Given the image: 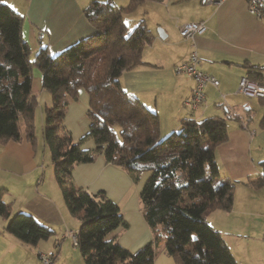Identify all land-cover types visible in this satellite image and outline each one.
Masks as SVG:
<instances>
[{"label":"crops","instance_id":"obj_1","mask_svg":"<svg viewBox=\"0 0 264 264\" xmlns=\"http://www.w3.org/2000/svg\"><path fill=\"white\" fill-rule=\"evenodd\" d=\"M1 1L23 17L21 36L30 48L31 60L41 47L54 56L95 34L83 13L92 2L109 1L117 7L128 3V0ZM123 20L137 21L133 26L144 20L153 35L152 43L142 50V64L124 72L119 80L127 95L157 114L161 137L178 130L183 121L199 122L209 117L225 120L227 140L215 148L214 157L220 179L234 183L233 203L229 211L208 212L206 220L220 233L237 263L242 264L240 252L250 240L264 241V187L253 184L260 177L264 162V102L242 95L237 89L249 67H264V20L249 14L245 0H222L219 4H205L203 0H147L123 15ZM186 22H202L206 30L184 40L178 28ZM150 23L156 29L162 28L164 39L158 37ZM193 51L199 59L197 68L219 83L217 87L210 83L203 86V100L196 108L189 103L195 89L193 78L175 72V67L186 62ZM36 70L40 75H31V88L38 100L36 111L41 105L46 110L51 106V97L42 88V75ZM34 83L37 90L33 89ZM77 95L76 101L67 99L63 120L64 128L76 142L87 133L90 124L86 116L88 94L81 88ZM43 123L41 116L38 125L34 118L33 143L25 139L22 122L20 140L0 142L1 200L9 206L10 218L27 214L52 231L51 247L47 250L55 251L54 264H85L79 248L67 234L77 233L80 221L67 211L52 163L50 166L47 160ZM82 148L94 149L93 141H86ZM72 178L77 187L90 194L104 191L119 205L128 228H117L110 238L117 236L123 248L134 252L152 239L138 208L144 180L134 186L125 171L106 163L102 155L91 163L75 166ZM135 193L134 227L126 213ZM7 221L0 216V264H38L36 256L42 251L41 241L35 246L22 243L6 232ZM69 241L72 251L64 253L62 246ZM31 248L35 249L34 257ZM152 264L174 262L165 247L159 246Z\"/></svg>","mask_w":264,"mask_h":264},{"label":"trees","instance_id":"obj_2","mask_svg":"<svg viewBox=\"0 0 264 264\" xmlns=\"http://www.w3.org/2000/svg\"><path fill=\"white\" fill-rule=\"evenodd\" d=\"M145 1L128 0L124 7L92 2L83 13L95 34L54 56L41 47L31 60L21 36L23 17L0 0V142L20 140V122L25 139L35 141L38 100L31 88V72L38 69L42 88L51 97L43 142L66 209L80 221L77 247L85 264H152L159 246L165 247L174 264H238L206 220L208 212L229 211L233 203L234 183L220 179L214 157L215 148L227 140L225 120L183 121L178 130L161 137L157 114L120 87V76L142 64V50L153 41L144 20L130 32L123 20ZM245 77L264 84V67H249ZM81 88L88 94L90 124L76 142L63 120L67 99L76 101ZM258 101L263 104L264 99ZM88 140L94 149L82 148ZM98 155L123 169L134 184L146 175L139 204L153 237L134 252L123 248L117 236L110 238L117 228H128L118 204L104 191L90 194L74 184V167L91 163ZM253 184L264 186V162ZM0 216L8 220L6 232L24 244L35 246L52 236L30 215L10 218L1 192Z\"/></svg>","mask_w":264,"mask_h":264},{"label":"built area","instance_id":"obj_3","mask_svg":"<svg viewBox=\"0 0 264 264\" xmlns=\"http://www.w3.org/2000/svg\"><path fill=\"white\" fill-rule=\"evenodd\" d=\"M30 1V0H27ZM222 0H203L205 4H219ZM247 10L249 14L258 19H262L264 16V0H245ZM206 27L202 22H186L179 26L178 32L183 39H192L196 35H201L205 32ZM199 59L196 53L193 51L190 53L186 62L181 63L175 67L176 73H181L193 78L195 82V89L192 97L189 101L193 108H196L203 100V86L206 83L212 84L214 87L218 86V81L202 71L197 66ZM237 92L256 99H264V84H258L256 82L248 80L243 77L239 84ZM67 234L71 237L73 244H78L77 233L68 231ZM38 264H54L55 253L54 251H39L37 253Z\"/></svg>","mask_w":264,"mask_h":264},{"label":"rangeland","instance_id":"obj_4","mask_svg":"<svg viewBox=\"0 0 264 264\" xmlns=\"http://www.w3.org/2000/svg\"><path fill=\"white\" fill-rule=\"evenodd\" d=\"M143 10H144V8H142V12H143ZM132 22L133 23H130L128 21H125V23H126L125 25H127L126 27H128L127 28L128 32H130L140 21L136 25H134V26H133V24L135 22H137V21H132ZM148 22H149V20H148ZM150 25H151L153 31H156V33H157V31L159 29H156V27L153 26L152 23H150ZM160 29H162V28H160ZM184 40H186V39H184ZM33 56L34 55H31V58H33ZM32 73H37L36 75H40L39 72L35 68L33 69V72H31V75H32ZM33 89L34 90H37L36 83H34ZM252 107H253V109H255V106H252ZM253 115H254V112H253ZM40 116H41L42 120L45 119L46 113H45V107H44V105H41V107L38 108L37 111H36V114H35V122H36V125L39 124ZM115 129H116V132H117V127H115ZM45 149H46L47 160L50 163L49 165L51 166L50 154L48 152V149L47 148H45ZM52 169L54 170L53 165H52ZM128 177H129V175H128ZM143 180H144V182L146 180V175L145 174L140 177V179H139L138 182H142ZM133 185L135 186L134 183H133ZM136 199H137V197H136V193H135V194L132 195V200L128 204L130 206V210L127 211V213H126L127 217L132 221V223L134 222V218H135V212H134V210H135V205L137 203V201H135ZM138 208H140V205L139 204H138ZM123 219H124V217H123ZM124 221H125V219H124ZM133 226L135 227V224L134 223H133ZM70 241L72 242L71 239H70ZM70 241H69V243L68 242H65V244H63L62 251L64 253L68 252L69 250L72 251V247H71V242ZM72 244H73V242H72ZM39 245H40V248H41V250L43 252H47L48 251L47 249L51 247V240H49V241H41ZM51 250H54V248H52ZM34 253H35V249H32V255H33V257L35 256ZM54 253H55V251H54ZM240 256H241L240 258L242 260V264H264V241L263 240H260L259 238H255V239L250 240V242H249V244H247L246 248L241 250ZM55 257H56V254H55ZM36 259H37V256H36Z\"/></svg>","mask_w":264,"mask_h":264},{"label":"water","instance_id":"obj_5","mask_svg":"<svg viewBox=\"0 0 264 264\" xmlns=\"http://www.w3.org/2000/svg\"><path fill=\"white\" fill-rule=\"evenodd\" d=\"M157 34H158V37H159L160 39H164V38H165V34H164V31H163L162 29H159V30L157 31Z\"/></svg>","mask_w":264,"mask_h":264}]
</instances>
